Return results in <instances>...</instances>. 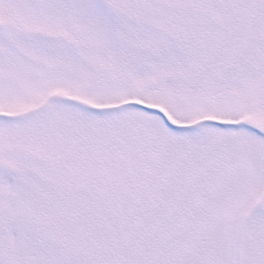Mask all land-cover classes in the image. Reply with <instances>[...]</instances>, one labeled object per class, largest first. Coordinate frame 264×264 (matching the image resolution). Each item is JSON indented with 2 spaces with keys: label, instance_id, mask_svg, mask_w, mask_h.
Returning a JSON list of instances; mask_svg holds the SVG:
<instances>
[{
  "label": "snow or ice",
  "instance_id": "obj_1",
  "mask_svg": "<svg viewBox=\"0 0 264 264\" xmlns=\"http://www.w3.org/2000/svg\"><path fill=\"white\" fill-rule=\"evenodd\" d=\"M0 264H264V0H0Z\"/></svg>",
  "mask_w": 264,
  "mask_h": 264
}]
</instances>
